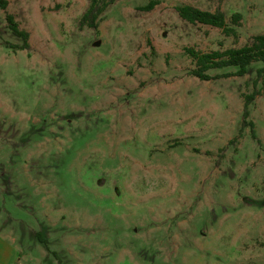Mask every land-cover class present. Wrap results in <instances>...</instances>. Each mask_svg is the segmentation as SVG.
I'll return each mask as SVG.
<instances>
[{"label":"rangeland","instance_id":"374dc122","mask_svg":"<svg viewBox=\"0 0 264 264\" xmlns=\"http://www.w3.org/2000/svg\"><path fill=\"white\" fill-rule=\"evenodd\" d=\"M4 1L0 264H264L263 62L202 79L187 51L247 45L264 0H114L96 27L91 0Z\"/></svg>","mask_w":264,"mask_h":264},{"label":"trees","instance_id":"16d2710c","mask_svg":"<svg viewBox=\"0 0 264 264\" xmlns=\"http://www.w3.org/2000/svg\"><path fill=\"white\" fill-rule=\"evenodd\" d=\"M114 0H105L99 3V0H91L90 6L83 14L81 21L87 23L91 27H96L95 20L97 16L103 11V9ZM159 0H148V2L141 7L142 10H151ZM2 7H5V1L0 0ZM176 10L179 16L190 23H202L212 25L221 28L224 33L229 34L233 31V28L228 26L225 21V16L221 11H208L202 10L192 5L184 4L176 6ZM239 18V14H232V21L236 22ZM8 26L12 33L22 40L21 48L28 47V32L21 29L18 23L14 20L11 14L6 15ZM189 54L195 58V63L198 67L197 70H193V73L202 79H207L208 75L204 71L211 67H221L225 65H238V73H244L246 66L253 61L261 60L264 65V33L255 34L251 37L250 42L247 45L238 48H227L219 51L214 50L212 52H206L197 56L195 52L187 48Z\"/></svg>","mask_w":264,"mask_h":264}]
</instances>
